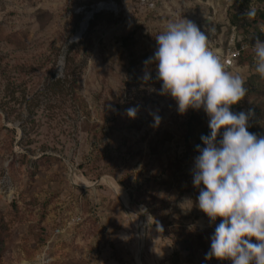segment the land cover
<instances>
[{
  "label": "rangeland",
  "instance_id": "374dc122",
  "mask_svg": "<svg viewBox=\"0 0 264 264\" xmlns=\"http://www.w3.org/2000/svg\"><path fill=\"white\" fill-rule=\"evenodd\" d=\"M113 2L0 0V264H231L205 259L222 218L180 206L199 195L194 159L209 118L180 114L146 61L155 36L182 18L219 44L232 24L255 42L264 0ZM253 56L233 72L248 93L232 110L248 112L260 136L264 76Z\"/></svg>",
  "mask_w": 264,
  "mask_h": 264
},
{
  "label": "clouds",
  "instance_id": "9594fccd",
  "mask_svg": "<svg viewBox=\"0 0 264 264\" xmlns=\"http://www.w3.org/2000/svg\"><path fill=\"white\" fill-rule=\"evenodd\" d=\"M155 39L157 48L146 63L155 62L161 94L175 99L180 114L203 109L209 118L210 133L201 135L203 145L196 146L194 159L199 195L180 205L186 212L195 205L213 223L222 218L205 259L264 264V135L248 130V112L232 110L248 93L245 78L226 70L221 50L210 47L209 36L190 19L168 22ZM253 52L255 71L264 76V39L259 36ZM127 114L134 118L137 107ZM161 119L154 115L153 126ZM110 187L121 192L119 182Z\"/></svg>",
  "mask_w": 264,
  "mask_h": 264
},
{
  "label": "built area",
  "instance_id": "2783aa9c",
  "mask_svg": "<svg viewBox=\"0 0 264 264\" xmlns=\"http://www.w3.org/2000/svg\"><path fill=\"white\" fill-rule=\"evenodd\" d=\"M146 2L148 7L154 8V0H143ZM105 4H111L114 5V3H105ZM257 27L260 31L261 39H264V20H261L257 24ZM231 33L228 36V39L226 41V44H219L216 42V39L213 37H210L209 33H206L209 36V44L210 47L216 49H220L222 53V60L225 64V68L227 71L234 72L239 67V57L242 55L243 51L250 47L252 53L253 52V44L247 43L242 34H239L236 32L235 26L232 25L231 27Z\"/></svg>",
  "mask_w": 264,
  "mask_h": 264
},
{
  "label": "bare ground",
  "instance_id": "6f19581e",
  "mask_svg": "<svg viewBox=\"0 0 264 264\" xmlns=\"http://www.w3.org/2000/svg\"><path fill=\"white\" fill-rule=\"evenodd\" d=\"M107 7L109 8L110 4H105V3H101L98 5V8L99 7ZM113 6V5H112ZM94 13V10H88L84 13L83 15V18L81 19L77 29L75 30L74 34L71 36L70 38V41H73V40H77L80 38V36L85 32V30L87 29L88 27V23L92 17ZM69 41V40H68ZM140 230V229H139ZM142 236V235H141ZM141 240V239H140ZM141 243V242H139ZM138 250V249H137ZM138 253H139V250L137 252V256H138Z\"/></svg>",
  "mask_w": 264,
  "mask_h": 264
},
{
  "label": "trees",
  "instance_id": "16d2710c",
  "mask_svg": "<svg viewBox=\"0 0 264 264\" xmlns=\"http://www.w3.org/2000/svg\"><path fill=\"white\" fill-rule=\"evenodd\" d=\"M230 23H231V22H230ZM232 25H233V24H232ZM259 37L261 38V35H259ZM247 43H249V44H253V43H255V42H247ZM247 56H253L250 47L247 48V49H245V50L243 51L242 55L239 57L238 62L241 60V58H245V57H247ZM209 133H210V130H206V131L204 132V134H209ZM197 141H198L199 143H201V142H202L201 137H198V138H197ZM185 241H186V243L183 245V248H184L185 250H187V251H192V246H191L190 244L187 243V240H185ZM185 241H184V242H185Z\"/></svg>",
  "mask_w": 264,
  "mask_h": 264
},
{
  "label": "water",
  "instance_id": "95a60500",
  "mask_svg": "<svg viewBox=\"0 0 264 264\" xmlns=\"http://www.w3.org/2000/svg\"><path fill=\"white\" fill-rule=\"evenodd\" d=\"M110 3H114L113 0H110Z\"/></svg>",
  "mask_w": 264,
  "mask_h": 264
}]
</instances>
